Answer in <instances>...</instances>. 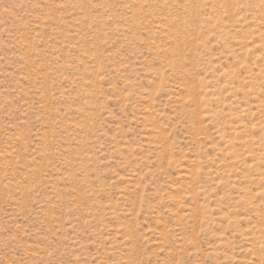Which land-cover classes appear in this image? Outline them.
<instances>
[{
  "label": "rangeland",
  "instance_id": "374dc122",
  "mask_svg": "<svg viewBox=\"0 0 264 264\" xmlns=\"http://www.w3.org/2000/svg\"><path fill=\"white\" fill-rule=\"evenodd\" d=\"M0 264H264V0H0Z\"/></svg>",
  "mask_w": 264,
  "mask_h": 264
}]
</instances>
